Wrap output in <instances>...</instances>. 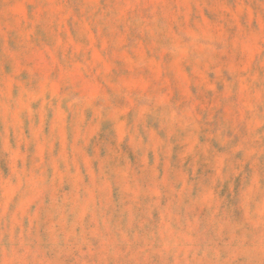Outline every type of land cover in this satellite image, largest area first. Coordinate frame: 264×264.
<instances>
[{
    "label": "rangeland",
    "instance_id": "374dc122",
    "mask_svg": "<svg viewBox=\"0 0 264 264\" xmlns=\"http://www.w3.org/2000/svg\"><path fill=\"white\" fill-rule=\"evenodd\" d=\"M0 264H264V0H0Z\"/></svg>",
    "mask_w": 264,
    "mask_h": 264
}]
</instances>
